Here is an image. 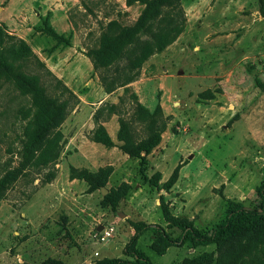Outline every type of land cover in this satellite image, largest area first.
<instances>
[{"label": "rangeland", "instance_id": "374dc122", "mask_svg": "<svg viewBox=\"0 0 264 264\" xmlns=\"http://www.w3.org/2000/svg\"><path fill=\"white\" fill-rule=\"evenodd\" d=\"M0 27L29 47L43 66L23 70L62 105L27 147L32 101L0 79V264H99L134 250L153 264L237 257L239 238L193 248L174 243V223L208 233L229 203L257 208L258 0H0ZM98 127L111 147L95 142Z\"/></svg>", "mask_w": 264, "mask_h": 264}, {"label": "trees", "instance_id": "16d2710c", "mask_svg": "<svg viewBox=\"0 0 264 264\" xmlns=\"http://www.w3.org/2000/svg\"><path fill=\"white\" fill-rule=\"evenodd\" d=\"M258 5L259 12L264 18V0H258ZM32 59H35L34 62L38 66H43L21 39L9 35L3 27H0V79L4 83L11 84L23 95L29 96L35 109V114L23 128L27 147L43 139L44 128L54 126L53 123L62 112V105L56 106L53 99L47 96L44 87L40 84L39 75L23 70ZM94 139L105 147L112 146L110 137L102 127L94 131ZM158 141V138H155L139 152H129V154L148 153ZM176 175L177 169L173 172L172 179ZM257 198L256 209H246L239 203H229L224 219L208 233H201L190 223H174L179 231V237L174 243L190 244L193 248L215 245L221 249L239 238L237 242L241 252L235 254L237 257L230 260L224 258L215 264H264V185L259 190ZM244 237H246L245 242L241 244ZM172 242L169 238L166 239L168 246ZM130 257L132 260L112 259L99 264H153L139 250H134Z\"/></svg>", "mask_w": 264, "mask_h": 264}, {"label": "built area", "instance_id": "2783aa9c", "mask_svg": "<svg viewBox=\"0 0 264 264\" xmlns=\"http://www.w3.org/2000/svg\"><path fill=\"white\" fill-rule=\"evenodd\" d=\"M111 232H112L111 229L104 228V229L100 232L99 240L104 241L105 239H107L108 237L111 236V234H112Z\"/></svg>", "mask_w": 264, "mask_h": 264}, {"label": "water", "instance_id": "95a60500", "mask_svg": "<svg viewBox=\"0 0 264 264\" xmlns=\"http://www.w3.org/2000/svg\"><path fill=\"white\" fill-rule=\"evenodd\" d=\"M101 192H102V194H106L107 193L106 189H104V188H101ZM101 229H102V226H99L98 230H101Z\"/></svg>", "mask_w": 264, "mask_h": 264}]
</instances>
